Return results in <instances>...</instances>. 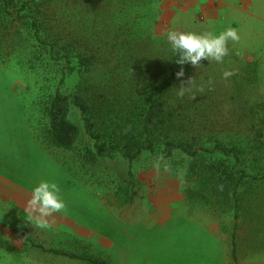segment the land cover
Listing matches in <instances>:
<instances>
[{"label":"rangeland","instance_id":"rangeland-1","mask_svg":"<svg viewBox=\"0 0 264 264\" xmlns=\"http://www.w3.org/2000/svg\"><path fill=\"white\" fill-rule=\"evenodd\" d=\"M26 3L21 14L44 20L45 42L20 18ZM228 27L240 40L228 41L223 62L188 63L174 95L197 144L236 146L238 163L220 153L167 157L163 148L133 162L120 151L99 157L73 104L68 118L80 136L71 150L54 146L49 109L67 59L77 69L78 54H96L98 64L66 75L61 91L74 94L84 78L107 86L119 98L103 119L117 120L168 71V31ZM226 70L234 75L225 79ZM263 143L264 0H0V264H88L48 250L109 264H264ZM41 180L57 183L66 205L49 227L25 211Z\"/></svg>","mask_w":264,"mask_h":264},{"label":"trees","instance_id":"trees-1","mask_svg":"<svg viewBox=\"0 0 264 264\" xmlns=\"http://www.w3.org/2000/svg\"><path fill=\"white\" fill-rule=\"evenodd\" d=\"M26 7H28V3L23 4V9L19 12L20 18L22 21L29 19L34 28L36 39L45 42L42 40L40 32L46 31V23L39 15L21 14ZM50 47L52 55H54L56 47L54 44ZM77 59L79 73L90 72L99 62L94 53L90 55L78 54ZM177 59L178 53H174L168 71L155 85V88L143 93L138 101L129 98L132 100V104L129 107L128 116H117V120L103 119L106 113L111 115L114 108L113 101L119 98L117 93H112L107 86H97V84L87 86L90 81L84 78L74 94L66 95L61 91L65 76H70L77 70L75 66L71 65V60L67 59L68 73L60 81L49 109L54 146L71 150L80 136L79 127L68 118L70 104H73L81 112L87 134L96 142L95 148L99 157L113 158L116 151H120L125 159L133 162L143 152L157 153L160 148H163L167 157L176 150H180L190 157L198 155L200 152L220 153L238 163L243 155L242 150L238 147L216 144L213 148H205L198 145L197 139L191 135L188 125L191 119L189 110L184 108L185 106L179 105L174 95L180 80L188 72V63L180 65L176 63ZM181 68H183L184 76L178 78L176 73ZM99 123L112 129V132L97 130L96 127ZM242 173L239 180L235 182L236 187L243 183L244 178L248 175L245 171ZM233 176V173L229 175L231 178ZM262 179L264 180V176ZM222 183L219 182L218 186H222ZM233 197H236L235 191H233ZM239 201L240 199L236 200L237 203ZM235 219L234 230L239 227L238 214L235 215ZM235 233L232 238L233 257L236 254ZM48 251L88 264H109L107 260L92 255L64 250Z\"/></svg>","mask_w":264,"mask_h":264},{"label":"clouds","instance_id":"clouds-1","mask_svg":"<svg viewBox=\"0 0 264 264\" xmlns=\"http://www.w3.org/2000/svg\"><path fill=\"white\" fill-rule=\"evenodd\" d=\"M166 35L173 52L178 53L176 63L180 65L191 63L194 66L199 65L202 59L214 60L217 63L223 62L224 57L230 52L227 46L228 41L238 42L240 40L237 30L233 27H228L218 35L212 32L197 34L175 30L168 31ZM232 75H234L233 71L223 72L225 79ZM176 76L178 78L184 76L183 68L176 73ZM188 88L181 85L177 95L183 97ZM59 193L60 188L55 182L41 180L36 184L31 189V198L27 201L25 209L29 219L35 220V223L40 227H49L47 218L53 216L54 213L63 212L66 208Z\"/></svg>","mask_w":264,"mask_h":264}]
</instances>
